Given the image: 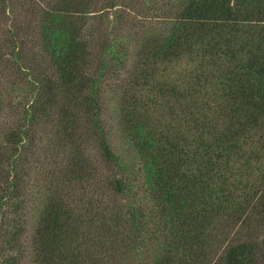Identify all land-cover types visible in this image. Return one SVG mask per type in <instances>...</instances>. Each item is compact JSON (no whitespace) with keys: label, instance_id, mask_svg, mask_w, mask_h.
Here are the masks:
<instances>
[{"label":"trees","instance_id":"16d2710c","mask_svg":"<svg viewBox=\"0 0 264 264\" xmlns=\"http://www.w3.org/2000/svg\"><path fill=\"white\" fill-rule=\"evenodd\" d=\"M125 2L0 0V264H264V0Z\"/></svg>","mask_w":264,"mask_h":264},{"label":"rangeland","instance_id":"374dc122","mask_svg":"<svg viewBox=\"0 0 264 264\" xmlns=\"http://www.w3.org/2000/svg\"><path fill=\"white\" fill-rule=\"evenodd\" d=\"M17 2H20V0H17ZM124 6V5H123ZM119 6L117 9H114L112 12H110L109 16L111 18V20L115 19V16L117 14H124L125 17V21L124 24H122V31H130V26L135 25L137 26L138 22L136 21V18H139L138 15H144L145 11H144V2L143 0H126L125 2V6ZM19 13H21L20 9H19ZM149 21H151L152 19H147ZM13 26V21L7 16H0V51L2 53H6L8 54V50L6 49V44L4 43V38L6 36L7 33V29H9L10 27ZM31 46V50L33 44H30ZM6 60L0 62V82L2 83H8L10 82V80H15V78L17 77V72L15 69H13L10 65L8 66L7 62H5ZM109 90V89H108ZM108 93V92H107ZM109 115L111 116L112 113H109ZM19 118V114L17 111H13L11 114L9 113L8 115H6L0 124V132H2L4 129L9 128L11 126H14L16 121ZM110 126H114V124L112 123ZM116 131L114 130L112 132V134H114ZM117 137V138H116ZM114 139H117L114 142L115 146L121 147L122 148V144L120 143V140L118 138L117 135L114 136ZM47 147V144L43 145V147H40L38 149V153L37 156L34 158L35 159H39V162L43 161V158L45 157V153H47L45 151V148ZM38 162V163H39ZM32 183H31V188L30 190H32L29 194L37 196L36 194H38V192L40 191L39 189L41 188V186L44 187L45 185V176L42 175V173H40L39 169H36L32 175ZM32 197V196H31Z\"/></svg>","mask_w":264,"mask_h":264}]
</instances>
